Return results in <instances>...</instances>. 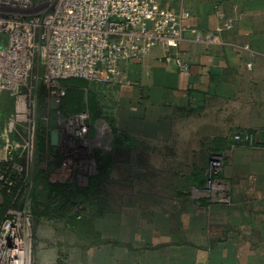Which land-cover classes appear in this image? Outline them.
<instances>
[{
	"label": "crops",
	"instance_id": "0c3cea01",
	"mask_svg": "<svg viewBox=\"0 0 264 264\" xmlns=\"http://www.w3.org/2000/svg\"><path fill=\"white\" fill-rule=\"evenodd\" d=\"M160 3L189 12V25L219 32L222 42L199 43L185 33L167 50L123 63L129 83L108 85L118 131L92 218L97 244L67 228L68 237L76 239L73 247L91 249L83 264H264V144H233L240 129L264 130V0ZM226 21L232 28L217 31ZM166 55L184 59L189 72ZM212 154L225 161L227 205H206L191 190ZM109 178L112 194L104 192ZM111 201L118 223L129 224L110 231L99 223Z\"/></svg>",
	"mask_w": 264,
	"mask_h": 264
},
{
	"label": "built area",
	"instance_id": "2783aa9c",
	"mask_svg": "<svg viewBox=\"0 0 264 264\" xmlns=\"http://www.w3.org/2000/svg\"><path fill=\"white\" fill-rule=\"evenodd\" d=\"M190 16L189 12L169 11L160 0H0V93L8 92L15 99L8 132L19 123L27 125L28 136L36 130L31 93L38 79L34 75L37 65L44 68L42 79L55 102L64 94L58 90L64 79L126 84L129 79L122 65L130 59L147 56L157 47L167 50L185 33L192 34L196 42L213 41L215 32L202 33L189 25ZM222 28H232V22L226 21L217 31ZM163 60L189 72L180 57L166 55ZM88 130L85 126L82 132ZM234 139L252 143L254 135L238 134ZM25 148L30 151L33 145ZM222 159L217 154L211 157L200 192L210 202L230 203L229 188L220 178ZM9 214L10 218L19 215L13 210ZM8 225L11 235L7 239L13 245L21 225L18 218Z\"/></svg>",
	"mask_w": 264,
	"mask_h": 264
},
{
	"label": "trees",
	"instance_id": "16d2710c",
	"mask_svg": "<svg viewBox=\"0 0 264 264\" xmlns=\"http://www.w3.org/2000/svg\"><path fill=\"white\" fill-rule=\"evenodd\" d=\"M62 84L67 87V89L64 90V95L59 107V110L63 115L75 116L82 112H86L92 122L97 121L98 119H102L107 122L112 129V133H115L116 135L118 129L116 121L112 118V108L115 102L113 101L111 87H108L110 84L83 78L64 79L60 81V85ZM37 88L35 87V90ZM34 92L37 99V93L36 91ZM104 93H106V95ZM72 102L75 104L73 105ZM64 104L71 105L69 107H64ZM54 106L56 105L54 104ZM56 109L57 108L54 107L51 114ZM65 109L67 112H65ZM14 113V97L8 92L0 93V137L2 136V143L5 140V136L9 138L11 143H13L12 141L14 140V136H16L13 135L14 132H8L7 130L8 123L13 118ZM48 119H50L49 113L44 114L40 111L38 115L35 114L36 129L38 128L37 131H39V127L43 128L41 122ZM54 124V122L51 123V121H49L48 125L49 127H53ZM25 130V137H22L20 134L17 136V141L21 145L19 147H13L12 150H10L6 161L0 163V174L4 176V180L0 181V228L4 222L10 218V210H21L26 207V204H28L30 206V211H34L33 215L37 221L43 217H46V219H59L64 222L66 227L74 232L81 240H86L89 237H92V243L97 244L92 218L95 217L94 214L96 208H100L101 206L100 195L103 193L101 188L103 183H100L95 178H92L88 187H78L74 189L71 184L64 185L59 182L50 181L49 174L52 172V167H56L55 163L58 164L57 166L61 165V158L56 157L55 160H57V162H52L47 154L43 155V150L41 151V159H47V168L46 170H39L35 168V164L38 166L39 161L36 163L34 161L33 164L30 162L29 151L25 148L28 139L27 125ZM255 132L256 130L253 129H240L235 135L239 134L243 137L246 134L254 135ZM234 136L233 144L249 147L257 145L255 141L252 143H249L248 141H237L234 139ZM37 139L41 142V145L44 148L45 140L39 135ZM120 141L122 144L128 145L129 138L127 135L122 134ZM213 155L215 154H212L211 157ZM211 157L207 162L204 176H202V179L197 182L192 183L191 190L197 189L202 191L204 189L207 178L206 170ZM102 161L106 167H110L106 164L109 163V160L103 158ZM221 175L222 172L220 177ZM203 202H206V205L218 203L210 202L207 198H205ZM80 203L85 206V210L79 213H72L71 210H68L67 208ZM220 204L227 205L229 203Z\"/></svg>",
	"mask_w": 264,
	"mask_h": 264
},
{
	"label": "rangeland",
	"instance_id": "374dc122",
	"mask_svg": "<svg viewBox=\"0 0 264 264\" xmlns=\"http://www.w3.org/2000/svg\"><path fill=\"white\" fill-rule=\"evenodd\" d=\"M218 33L219 32L215 33L214 39L211 43H204V44H220L222 40ZM43 70L44 68L41 65H37L34 70L35 72L34 75L35 76L38 75V79L33 81V85H35L36 88L37 87L39 88H37L36 90L34 89L32 91L31 99L32 101H34L33 105H35L36 115H38L40 111H42L44 114L49 113L50 115L51 111L55 107L54 100L52 99L50 95L51 88H49V86L42 79ZM60 86L61 88L60 87L58 88L59 92L63 91L64 93V90H66L67 87L64 84ZM63 86L65 87V89ZM34 91H36L37 93V99H36V94ZM127 92H128V88L125 87L122 90V93L126 95ZM104 94L106 95V93ZM71 104H68V105L64 104L63 106L69 107ZM74 104L75 103H73V105ZM259 110H260L259 108H255L253 110V113L258 112ZM48 123H49L48 120H46V121L41 122V125L44 128ZM103 123L101 124V127L104 125ZM106 123L107 122H105V124ZM16 127L17 128L11 131V132H14L13 135H16L14 136V140L13 139H12L13 141L11 140L13 143L10 142L7 136H5V140L2 143V140H1L2 136L0 137V163L6 161V159L9 156L10 150H12L13 147H19L21 145L17 141V136H19L18 134L22 135V137H25L24 133L26 132L25 130L26 124L19 123ZM107 128H110L108 124H107ZM7 130H8V126H7ZM38 135H39V131H38ZM38 135H37V138H38ZM37 140L38 139H36V130L34 132H32L31 130L25 146L28 149H31L32 145L36 144ZM8 145H10L11 147L7 148ZM222 160H223V163H225L224 159ZM38 161H39V164L38 166L35 164V168L39 170H46L47 159L45 158V160H42L40 156ZM61 161H62L61 165H59L58 167L56 166L54 170L49 174V180L52 182H59V183H65V184L73 182L72 181V178H73L72 174L74 173L73 165L71 164L70 160L65 159V157ZM78 176H81V178H83L84 175L82 176L81 173H79ZM91 181L92 179L89 178L88 184L86 185V183L82 180L80 183L81 187L83 188L88 187ZM104 188H105L104 192L109 193V194H112L117 189L116 184L113 185L112 179L110 178L106 182ZM123 189H126V187ZM192 192L195 197L203 195V193L200 192L199 190L193 189ZM109 204H110L109 214H106L104 219L101 220V222L99 223V227L104 228V229L108 228V230L111 231L113 227L117 226L118 224L120 227L128 225L129 222L127 220L124 221L123 219H121L118 223L116 214L115 213L112 214V205H113L112 201ZM106 208H107V202L105 201V209ZM84 209H85V206L82 204H75L74 207L68 208V210H71L72 213H79L81 211H84ZM117 210L122 211L121 208ZM13 211H17L19 215L17 217L13 215V217L7 219L2 225V227L0 228V264L10 263V259H9L10 250L16 247V246L13 247L11 243H8L7 238H9L11 235V227L8 224L9 222H14V220L16 221L17 218L19 220L21 227L17 231L18 233L15 238L17 240V243L19 244L17 245L16 249H19V251H22L26 254V257H24L25 264H83L84 259H85L84 253L86 256L91 255L90 254L92 253L91 249L85 250L84 248V250L83 249L81 250L79 245H76L75 247H73V244L71 243H74L75 242L74 240L76 239L73 238L72 240L68 237L69 232L67 231L66 224L60 221L59 219H54V218L46 219V217H43L42 219L37 221L35 219V216L33 215L34 211L33 212L32 210L30 211V206L28 204H26V207L24 209L13 210ZM13 236H15V234ZM87 245L88 243L86 242V244H83V247H86ZM70 247H73L74 249Z\"/></svg>",
	"mask_w": 264,
	"mask_h": 264
},
{
	"label": "flooded vegetation",
	"instance_id": "af4514ba",
	"mask_svg": "<svg viewBox=\"0 0 264 264\" xmlns=\"http://www.w3.org/2000/svg\"><path fill=\"white\" fill-rule=\"evenodd\" d=\"M61 101L62 96L59 98L58 102L54 101V103L56 104L55 107L57 109L54 110L52 114H50V119H48V122L51 121V123H55L54 126L49 127L48 123L45 126V130L44 128L39 127V136H41V138L45 140V147L43 148L41 142L37 140L36 144H34L33 148L29 151L31 164H33L34 161L35 163L38 161V158L42 156L41 151L43 150V155L47 154L52 162H57V160H55L56 157H60L61 160H63L65 155L63 153L64 147H62V145L64 139L68 135V137H72L73 139H75L78 144H81L80 151L82 150L85 153L88 152L92 161L88 159L76 162L71 158H65L70 160L74 169V173L72 174L73 182L67 184L73 185L75 189L81 187L80 183L82 180L87 185L89 178H95L98 182L104 183V179L107 178V176L111 173V168L106 167V165H104L102 161L103 158L109 160V163L106 164L111 166V155L113 151L111 127L107 128V123L105 124L104 120L102 119H98L97 121L92 122L86 112H82L79 115L75 116L63 115L59 110ZM65 112H67L66 109ZM83 115L87 116L85 117L86 119H82ZM102 123L104 125L101 127ZM85 126L89 128L86 134L82 132V129ZM37 129L36 134L38 135ZM53 131H57L58 133L57 145H52L51 143V134ZM55 164L56 166L58 165L57 163ZM54 168L55 167H52V171L54 170ZM77 172L78 174L81 173V175H84L85 177L83 176V178H81V176H78ZM62 184L67 185L65 183Z\"/></svg>",
	"mask_w": 264,
	"mask_h": 264
},
{
	"label": "water",
	"instance_id": "95a60500",
	"mask_svg": "<svg viewBox=\"0 0 264 264\" xmlns=\"http://www.w3.org/2000/svg\"><path fill=\"white\" fill-rule=\"evenodd\" d=\"M254 141L256 143L264 144V130H259L254 134ZM51 143L52 145H57L58 143L57 131L52 132ZM62 147H64L63 153L65 155V158H71L73 161L76 162L84 161L88 159L92 161L88 152L85 153L82 150L80 151L81 144H78L75 139H73L72 137H68V135L64 139Z\"/></svg>",
	"mask_w": 264,
	"mask_h": 264
},
{
	"label": "bare ground",
	"instance_id": "6f19581e",
	"mask_svg": "<svg viewBox=\"0 0 264 264\" xmlns=\"http://www.w3.org/2000/svg\"><path fill=\"white\" fill-rule=\"evenodd\" d=\"M13 243H14L13 244L14 247L15 246L17 247V245H19L16 241H13ZM16 247L10 250V253H9L10 263L9 264H25L24 257H26V254L22 251H19V249H16Z\"/></svg>",
	"mask_w": 264,
	"mask_h": 264
}]
</instances>
